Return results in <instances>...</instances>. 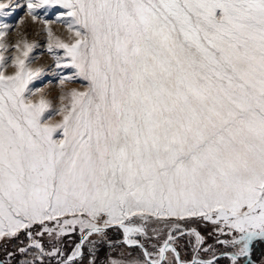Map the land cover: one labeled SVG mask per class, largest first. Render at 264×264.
<instances>
[{
    "label": "snow or ice",
    "instance_id": "6c2138e0",
    "mask_svg": "<svg viewBox=\"0 0 264 264\" xmlns=\"http://www.w3.org/2000/svg\"><path fill=\"white\" fill-rule=\"evenodd\" d=\"M53 5L65 10L69 37L44 18L47 48L64 52L57 69H74L55 72V96L29 87L45 73L29 67L36 42L22 33L6 44L12 26L0 25V240L26 231L29 243L18 251L34 254L21 264H43L63 255L55 246L46 252L43 235L78 226L73 254L57 261L69 264L85 244L95 246L93 236L103 241L116 227L124 243L142 249L128 264H215V250L195 229L191 261L175 247L183 223L200 218L230 234L216 243L233 249L232 264L250 256L252 242L264 239V0L22 7L39 23ZM16 7L0 2V19ZM9 48L17 54L5 57ZM9 59L12 74L2 70ZM76 81L82 90L68 87ZM34 225L42 229L35 235ZM140 238L159 244L149 251ZM200 251L211 259H197Z\"/></svg>",
    "mask_w": 264,
    "mask_h": 264
},
{
    "label": "rangeland",
    "instance_id": "374dc122",
    "mask_svg": "<svg viewBox=\"0 0 264 264\" xmlns=\"http://www.w3.org/2000/svg\"><path fill=\"white\" fill-rule=\"evenodd\" d=\"M0 2L11 3L13 5H17V4L21 5V7H16L14 11L10 10L11 11L10 15L0 19V25L8 24L12 26L4 42L6 44H14L16 40L19 38L20 34L26 33L27 39L29 40V42L35 41L36 44L38 45L37 47H34L32 52L29 54V67H32L33 69L42 68L45 70V73L40 78L32 81L29 87L33 89H44V92L46 95L50 97L55 96V93L58 90V83H59L58 78L55 75V72L58 71L63 75H71L74 72V69H71V68L66 69L63 67L57 69L55 67L56 56L58 55L63 58L64 52L62 49H54L52 52L48 51V48H47L48 40H47L46 32L42 30L43 29L42 20L44 18L48 19L51 23L53 32L56 35H59L65 40H67L69 37V34L67 33L66 25L62 22L60 18L61 13L64 12L65 10L59 5H53L47 9L41 10V22L33 23L27 14L26 8L22 7V5L25 4L26 0H0ZM45 12H46V16L44 15ZM21 18H23V22H21ZM3 54L5 57H11V56H15L17 52L14 48H9L7 51H4ZM61 63H63V61ZM2 70L5 71L6 74H12L15 71V68L12 65V62L10 59L7 61V66L3 68ZM68 87H76L82 90L83 84L80 81H76V82L69 83ZM34 98H38V97H34ZM58 119H59V116L52 117L53 121L58 120ZM57 138H60V137H57ZM185 225L194 226V227L196 226L202 227L206 232L207 241L205 242V247H207L208 245H211L212 248L215 250L216 255H218L219 254L218 252H220V250H222L223 247L226 246V245L216 243L217 239L226 240V239L231 238L230 234L225 235V234L219 233L216 230V226L213 223L209 221H205L200 218H191L183 223V228L185 230L186 235L180 238L179 244H181L186 249H188V251H191V250L194 251V254L197 253V249L193 247V245L195 244V237L190 234L189 230H192L195 228L186 229ZM53 226H55L54 222H48V227L51 228ZM195 230L198 231L197 229ZM41 231L42 229L40 228L39 225H34L31 229V232L34 235ZM163 231L164 229L161 227V232ZM77 234L80 235L78 226H77L76 231H72L66 234L62 233L58 238L49 236L47 233H45L42 237L45 251L46 252L52 251L54 246L58 247L61 250V253L63 255L59 257L57 256H52V257L56 260H66L68 256H71L73 254V250L75 246L80 242L81 236L78 242L74 244ZM91 239L97 240V243L95 244L94 247L91 244H87L88 252H90L91 250L92 256H90L88 253L87 254L88 257L82 260V262L79 264H89V260L92 259L93 256L95 258V264H111V261H119L120 264H128V262L133 259L141 258L142 249L141 248L140 249H129L130 246L123 242V238H122L123 243H120V241L111 240L110 241L111 244L109 243L110 250H108L106 254H100L99 252H100V247H101L102 242L108 239L107 235H106L105 240L103 241H100L99 238L95 236H93ZM140 239H143L148 243V245L150 246L149 251H152L153 247L158 246L159 244V241L155 238L153 239L140 238ZM28 243H29L28 235H27V232L24 230L18 233V236L16 238H12V239L5 238L3 240H0V256H6L10 258V260L17 258L16 261L18 260L20 264L25 259L31 260L34 252L30 250V253L28 255H24L18 251L20 247H25ZM70 248H73V249L70 250L71 252L67 255V252ZM8 252L13 253V256L9 257L7 255ZM185 253L187 252L185 251ZM45 257H49V256H45ZM197 257L203 258V259H210L211 254L200 251ZM191 260H184V261H191ZM229 262L232 264L231 258Z\"/></svg>",
    "mask_w": 264,
    "mask_h": 264
},
{
    "label": "trees",
    "instance_id": "16d2710c",
    "mask_svg": "<svg viewBox=\"0 0 264 264\" xmlns=\"http://www.w3.org/2000/svg\"><path fill=\"white\" fill-rule=\"evenodd\" d=\"M185 228H195L197 229L202 236L205 238V242L206 240V232L205 230L200 227V226H187L185 225ZM108 239H106V241L102 242L101 247H100V254H106L109 249V242L111 240H115V241H120V243L122 242V238H123V232L121 229L113 227L107 230L106 233ZM186 234L180 236L175 243V247L177 248V250L179 251L180 257L182 260H191L194 254V251H188V249H186L184 246H182L181 244H179V240L180 238L184 237ZM80 238V235L77 234L76 238H75V243L76 244L78 242ZM109 241V242H107ZM142 243L145 245V247L150 250V246L148 245V243L141 239ZM111 244V243H110ZM122 245V244H121ZM111 248V247H110ZM73 248H70L67 252V255L71 252L70 250H72ZM129 249H140L139 247H133L130 246ZM233 249H231L230 246H225L223 247L222 250H220V252H218L219 254L224 253V252H231ZM185 251L187 253H185ZM82 256L77 257L74 262H69V264H79L82 262V260L86 259L88 257V248H87V244H85L83 246L82 249ZM17 259V258H16ZM16 259H12L10 260V258L6 257V256H0V260L3 261L4 264H20V262ZM230 258L229 257H221L219 259L216 260L215 264H231L229 262ZM56 259H54L53 257H45V259L43 260V264H57ZM249 261L251 262V264H264V239H256L252 242L251 244V254L248 257L243 258L239 264H249Z\"/></svg>",
    "mask_w": 264,
    "mask_h": 264
},
{
    "label": "water",
    "instance_id": "95a60500",
    "mask_svg": "<svg viewBox=\"0 0 264 264\" xmlns=\"http://www.w3.org/2000/svg\"><path fill=\"white\" fill-rule=\"evenodd\" d=\"M126 244V243H125ZM83 248V247H82ZM146 248V247H145ZM178 251V250H177ZM178 253H179V251H178ZM226 253H230V252H224V253H221V254H218V255H216V257H217V259H219V258H221V257H230V255H227ZM77 257H79V256H77ZM77 257H75V259L77 258ZM179 257H180V254H179ZM180 259H181V257H180ZM197 259H203V258H199V257H197ZM211 259V258H210ZM182 260V259H181ZM204 260H207V259H204ZM4 264V263H3Z\"/></svg>",
    "mask_w": 264,
    "mask_h": 264
}]
</instances>
